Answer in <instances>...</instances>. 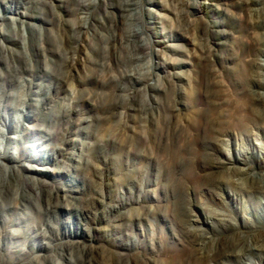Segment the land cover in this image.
I'll use <instances>...</instances> for the list:
<instances>
[{"label": "rangeland", "instance_id": "1", "mask_svg": "<svg viewBox=\"0 0 264 264\" xmlns=\"http://www.w3.org/2000/svg\"><path fill=\"white\" fill-rule=\"evenodd\" d=\"M107 1L120 5L124 0ZM139 1L143 22L127 17V24L130 31L143 25L150 39L138 70L139 76L160 87L148 91L155 97L154 116L161 121L170 116L166 110L172 107L171 118L178 125H188L200 116L203 125L211 119L218 125L225 122L227 135L202 131L179 154L183 138L180 133L173 138L175 145L167 141L160 149L150 147L146 138L140 140L149 128L161 134L155 123L142 119L141 123H130L123 137L126 148H114L111 140L116 138V120L105 125L97 121L93 126L81 121L71 125L78 116L70 113L69 126L64 123L51 140L45 131L51 127L49 119L42 109L33 107L26 111L30 115L40 113L34 125L23 117L33 126L31 133L17 143L6 139L3 146V151L24 159L8 164L40 169L38 172L44 174L23 173L49 182L59 195L73 191L78 206H87L96 197L98 200L82 216V225L67 213L65 204L52 222L64 239L66 226L75 223L84 233V244L97 255H108L112 262L264 264V0H219L215 2L220 4L218 8L208 0ZM238 1L247 2L245 12ZM11 46L19 48V44ZM85 52L88 50L80 53L82 60ZM20 59L23 61V56ZM82 64L77 66L79 75H97L96 71L86 73ZM51 69L55 73L56 68ZM76 84L71 80L60 98L50 99L48 106L59 107L53 113L60 110V102L70 109L75 106ZM12 90L19 97L10 100L14 105L7 113L8 125H15V118L23 114L16 107L27 92L18 86ZM139 94L136 102L142 104L143 96ZM117 101L126 104L128 98L120 96ZM83 108V118L97 114L90 106ZM245 118L250 124L242 131L236 124ZM8 135L15 136L14 131ZM102 140L110 141L105 147L111 153L106 167L97 157ZM97 142L101 145L96 146ZM130 142L135 145L132 153L127 148ZM61 146L65 148L64 159L68 155L74 160L69 174L62 173V162L53 165L28 161L29 156L49 160L55 148ZM47 168L54 173H47ZM115 204L119 210L110 212V205ZM5 244L10 241L0 237V245ZM44 247L38 250L51 256L50 246ZM54 257L53 253L56 264Z\"/></svg>", "mask_w": 264, "mask_h": 264}, {"label": "bare ground", "instance_id": "2", "mask_svg": "<svg viewBox=\"0 0 264 264\" xmlns=\"http://www.w3.org/2000/svg\"><path fill=\"white\" fill-rule=\"evenodd\" d=\"M217 1L219 0H208V4L218 8L220 4H215ZM238 4L240 10L245 12L247 2L238 1ZM0 7L4 10L2 12L0 8V237L10 241L5 247L0 245V264H55L53 253L56 264L111 263L108 255H97L84 244V233L79 230L81 227H75V223L71 227L67 225L64 230L66 235L63 234L67 238L64 239L52 222L54 217L60 215L59 211L65 204L67 213L75 216L77 223L82 225V216H86L89 205L98 200L96 197H92L87 206H78V197L73 195V191L65 190L63 195H59V191H54L49 182L23 173L30 171L33 174H44L38 172L40 169L8 164L21 163L24 157H14L11 151H3L5 140L15 143L22 141L31 133L32 125L40 117V113L30 115L26 109H42L49 119L51 127L45 131L51 140L57 137L64 123L69 126L70 113L78 116L77 121H72L71 125L80 121L91 125L97 121L105 125L116 120L118 130L116 138L111 140L114 148H126L123 137L131 128L130 123L147 119L161 129V134L156 133L153 127L148 129L146 137L139 139L143 141L146 138L150 147L160 149L167 141L173 142L174 136L180 133L183 138L178 147L179 154L202 131L207 135L226 136L227 132L223 127L225 122L218 125L211 119L203 125L198 116L188 125L180 126L171 118L172 107H167L166 110L169 117L160 121V117L154 116L156 107L152 99L155 97L148 94V91L160 87L158 83H149V80L139 76L138 70V65L145 59L143 51L150 39L145 36L143 25L138 24L137 28L130 31L127 24V17L143 22V7L139 0H124L120 5L107 0H0ZM11 44H19V48ZM86 49V58L82 60L80 53ZM20 56H23V61ZM82 61L84 71H96L95 77L79 75L77 66ZM51 66L56 68L55 73H52ZM71 80H75L78 87V96L74 97L75 106L70 109L60 102V110L53 113L52 110L58 106H48L50 99L60 98L59 95L66 92L65 85ZM139 84H144V87H136ZM13 86L25 88L27 92L24 98L21 97V105L16 107L23 114L15 118V125H8L7 113L13 104H10V100L19 97L12 90ZM139 93L143 96L142 104L136 102ZM120 96L127 97L128 103H119L117 98ZM84 106L96 109L97 114L83 118ZM24 116L27 121L31 120L32 125L24 122ZM249 124V120L245 118L236 125L238 129L246 131ZM10 130L14 131L15 136L9 137ZM87 135L90 136L91 133ZM102 141L101 152H98L97 157L106 167L111 153L105 147L110 141ZM95 145L101 144L97 142ZM127 148L132 153L134 143L127 144ZM64 151L63 146L56 147L53 158L43 160L29 156L28 161L53 165L62 162V173L69 174L74 168V160L68 155L64 159ZM115 157L116 155L113 159ZM76 161L83 164L81 160ZM46 172L54 173V170L47 168ZM99 179L103 180V177L100 176ZM110 208V212H116L120 207L115 204L110 205ZM11 216L13 220H10ZM44 245L50 246L53 252L51 256L38 250L42 251ZM112 263L126 264L122 260Z\"/></svg>", "mask_w": 264, "mask_h": 264}]
</instances>
